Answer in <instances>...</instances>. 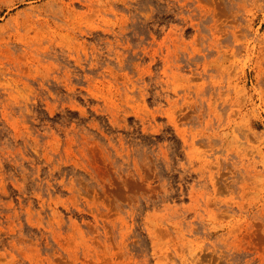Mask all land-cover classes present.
<instances>
[{
  "label": "rangeland",
  "instance_id": "obj_1",
  "mask_svg": "<svg viewBox=\"0 0 264 264\" xmlns=\"http://www.w3.org/2000/svg\"><path fill=\"white\" fill-rule=\"evenodd\" d=\"M0 264H264V0H0Z\"/></svg>",
  "mask_w": 264,
  "mask_h": 264
}]
</instances>
